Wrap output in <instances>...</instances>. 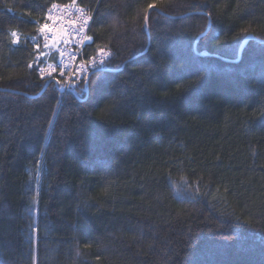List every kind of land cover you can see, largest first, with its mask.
Instances as JSON below:
<instances>
[{
    "label": "trees",
    "instance_id": "obj_1",
    "mask_svg": "<svg viewBox=\"0 0 264 264\" xmlns=\"http://www.w3.org/2000/svg\"><path fill=\"white\" fill-rule=\"evenodd\" d=\"M53 2L0 0V264H264V0H77L87 93L27 67Z\"/></svg>",
    "mask_w": 264,
    "mask_h": 264
},
{
    "label": "snow or ice",
    "instance_id": "obj_2",
    "mask_svg": "<svg viewBox=\"0 0 264 264\" xmlns=\"http://www.w3.org/2000/svg\"><path fill=\"white\" fill-rule=\"evenodd\" d=\"M154 4H149L148 9L154 8ZM37 12V16L33 18V24L35 25V32L39 34L40 38L43 40V49L50 50L52 48H56L60 53V66H59V75L58 77H54V73L57 71V67L54 64L48 65V67H43L41 57L45 56L47 53L45 51H40L41 45L37 42V37H30L33 47L40 51V55L36 56L35 61L29 62L27 67L29 69L33 68L34 63L37 66V70L40 73V79L44 80L45 75L48 77V82L52 84L54 87L60 86L62 81L61 78L65 77L66 72L65 69L69 68V64L65 61V53L67 55V61L75 62L78 59V55L80 53H73L71 49L68 47L72 44L73 39H76V43L79 46H87L90 45L93 41V37L91 35H83L89 25V21L92 19V9H86L85 7H81L77 5V0H71V3L66 4L61 7L58 3H51L50 6L43 5L37 6L33 9ZM9 12H12V8H8ZM158 15H163L162 12L157 11ZM206 15L208 20L211 21L212 13L210 11L202 13ZM31 15V13H29ZM143 27L145 32H148L149 28V17L145 15L143 17ZM242 34L250 35L247 29L242 30ZM202 37L204 33L200 34ZM6 38L9 43L12 45L21 44V32L17 28H10L6 33ZM220 43L219 40H217ZM60 45L65 46L64 50H60ZM96 53L98 55H92L89 59L80 58L79 63L76 64L75 67L70 69V76L72 80H76L78 77L85 82V87L81 89V92L87 93L90 85L89 81V73L92 76H96L97 73H104L108 71L106 66V61L112 56L111 51L107 48V46L101 47L100 45H96ZM196 56H201L202 53L198 51L195 53ZM208 71L207 67H201V69L197 72V78H203V75H206ZM62 92L65 91L63 88L60 89ZM68 91H75V85H69ZM77 95H79L77 93ZM59 104V101H57ZM264 114V113H262ZM55 115V113H54ZM51 126V125H50ZM190 185L184 184L183 187H177L175 184L173 188L177 195H183L185 192L189 191ZM239 219V218H238ZM245 224H249L250 221L244 220ZM35 231V229H33ZM87 247H91V245H87ZM77 255H80V252L77 251Z\"/></svg>",
    "mask_w": 264,
    "mask_h": 264
},
{
    "label": "built area",
    "instance_id": "obj_3",
    "mask_svg": "<svg viewBox=\"0 0 264 264\" xmlns=\"http://www.w3.org/2000/svg\"><path fill=\"white\" fill-rule=\"evenodd\" d=\"M61 7L63 8V6H61ZM90 24H91V20L89 21L88 28H87L86 32H85L83 35H89ZM76 39H79V37L73 39L72 44L69 45L68 47L71 49V51H72L73 53H80V55H78V59H77V61H75V62H70V61H67V55H68V53H65V61L69 64V68H66V69H65L66 75H65V77L61 78V79H64V86H63L64 89L69 88L70 83L73 82V81H75V80H72V79H71V76H70V69H71L72 67H75L76 64L79 63V60H80V57H81L82 50H83V48L85 47V46H79V47H78V45H77V43H76ZM64 47H65V46L60 45V50L63 51V50H64ZM51 50H52V51H51L50 55L52 56V58L50 57L49 60H48L47 62H45L44 64H43V61H42V65H41V66L47 68L48 65H50V64H54V65L57 67V71H56V73H54L53 75H54V77H58V75H59L60 60H61L60 53H59V51H58L56 48H52ZM55 54H56L57 57H58L57 59L55 58V57H56ZM38 74L40 75L39 72H38ZM89 74H90V73H89ZM45 79H48L47 75H45ZM77 79H80V78L78 77ZM77 79H76V80H77Z\"/></svg>",
    "mask_w": 264,
    "mask_h": 264
},
{
    "label": "water",
    "instance_id": "obj_4",
    "mask_svg": "<svg viewBox=\"0 0 264 264\" xmlns=\"http://www.w3.org/2000/svg\"><path fill=\"white\" fill-rule=\"evenodd\" d=\"M251 40H254V37L251 36V35H248V36H246V37L243 39V41H242V43H241V46H240V52H242V51L244 50V48L246 47V45H247ZM198 41H199V37L196 39V42H195V45H194L195 50H196V45H197ZM228 61H229V62L238 63V62L240 61V57H238L236 60H228ZM48 84H49V82L46 83L45 88L48 86ZM45 88H44V89H45ZM60 91H61V90H60ZM61 92H62V91H61Z\"/></svg>",
    "mask_w": 264,
    "mask_h": 264
},
{
    "label": "rangeland",
    "instance_id": "obj_5",
    "mask_svg": "<svg viewBox=\"0 0 264 264\" xmlns=\"http://www.w3.org/2000/svg\"><path fill=\"white\" fill-rule=\"evenodd\" d=\"M43 51H45L47 53L45 56H42L41 57V60H43V64H44L45 62H47L49 60L50 57L52 58V56L50 55V53H51L52 50L51 49L50 50H44L43 49ZM55 58L56 59L58 58L57 55H56ZM72 84H74V81L70 83V85H72Z\"/></svg>",
    "mask_w": 264,
    "mask_h": 264
},
{
    "label": "bare ground",
    "instance_id": "obj_6",
    "mask_svg": "<svg viewBox=\"0 0 264 264\" xmlns=\"http://www.w3.org/2000/svg\"><path fill=\"white\" fill-rule=\"evenodd\" d=\"M64 88V87H63Z\"/></svg>",
    "mask_w": 264,
    "mask_h": 264
}]
</instances>
